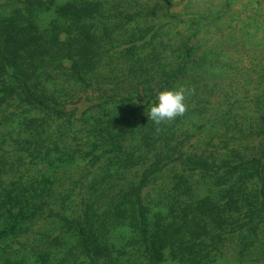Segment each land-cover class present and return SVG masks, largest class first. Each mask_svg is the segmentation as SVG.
Returning a JSON list of instances; mask_svg holds the SVG:
<instances>
[{"label": "trees", "instance_id": "obj_1", "mask_svg": "<svg viewBox=\"0 0 264 264\" xmlns=\"http://www.w3.org/2000/svg\"><path fill=\"white\" fill-rule=\"evenodd\" d=\"M171 2L8 0L0 5V264H161L169 259L207 264V254L189 249L207 247L199 243L208 236L200 234L206 218L219 228L227 226L238 245L228 264L264 263V247L253 240L264 217V119L249 131L247 144L224 140L225 153L213 148L211 139L189 152L183 149L185 141L197 137L202 108L216 93L208 85L212 75L192 58L191 36L173 44L170 30L164 34L163 27L136 24L147 16L182 24L191 5L180 14L172 12ZM39 13H51L47 24ZM196 20H189L190 27ZM122 44L131 45L116 56ZM200 65L210 63L204 59ZM93 85V103L81 113L68 111L67 104L80 101ZM179 87L185 89L187 112L161 124L158 132L144 112L159 91ZM223 99L232 115L231 107H242L247 97ZM251 100L248 104L264 116V93ZM223 126L221 137L230 128ZM236 126L232 132L240 136ZM84 160L89 170H97L89 180L82 177L85 169L77 178L68 170L66 177L58 176ZM170 165L181 172L171 189L159 187L157 199L172 204L168 213L156 216L152 229L150 206L158 200L146 203L144 193ZM197 173L223 177L226 184L208 191L199 204L186 197L184 207H174L180 202L171 196L179 187L190 195ZM168 216L191 228L172 230L168 239ZM116 230L121 232L115 235ZM246 235L251 239H243ZM211 239L215 246L219 236Z\"/></svg>", "mask_w": 264, "mask_h": 264}, {"label": "rangeland", "instance_id": "obj_2", "mask_svg": "<svg viewBox=\"0 0 264 264\" xmlns=\"http://www.w3.org/2000/svg\"><path fill=\"white\" fill-rule=\"evenodd\" d=\"M7 1L8 0H0V5L5 4ZM171 1L170 5H172V12L175 13L182 14L185 11V7L187 5H191L190 9L187 11V13H189L185 17L184 15L182 16L181 21L187 19L182 24L180 23L176 25L173 20L162 16L158 19L152 16H147L146 18L139 17L136 24L139 27L143 26L148 29L163 27L159 31H162L164 34L166 30H170L172 35H174V38L171 40L173 44L182 38L187 40V38L191 36L190 41L192 40L191 45L193 46L194 51L192 58L194 62L198 63L197 66L199 69L202 68L206 71V73L212 75L213 79L209 81L208 85L213 87L212 89H215L214 91L216 93L211 97L209 107L202 108L204 112H202V120H200L198 128L196 129V132L198 133L197 137H192L189 141H185L183 143L185 145L183 146V149L189 152L191 150V146L195 145V143L197 146L202 147V144L210 139L213 141L212 144L216 145V147L210 145V148H216L224 153L226 152L224 145L225 142H223L224 140L227 142H236L237 139H241L244 144H247L245 139L247 138V140H251L252 137L249 136V131H252L253 127L255 125H259L262 119H264L263 115H258V113L255 112V107H251V105H249L251 104L252 96L264 93V0H195V2L194 0L193 2L191 0ZM10 10L11 7L7 6L5 9L6 14ZM50 14H38L43 25L47 24L50 20ZM159 15L162 14L159 13ZM190 19H197L193 27H190ZM164 38H166V35ZM133 40L135 43H140L139 39ZM130 45L131 44L119 45L118 49L115 51V55L118 56L120 54L118 50L126 48ZM204 59L210 63L208 67H206V65H200V61ZM96 87L97 86L93 85L86 92L81 93L80 101L69 102L67 104V110L74 111L78 109L79 113H81L84 109L90 106L93 103V99L96 97ZM226 95L229 97L234 95L242 97L245 96L247 97V100H245L242 107H231V109H234L233 113L232 115H228L227 108L229 107H224L226 101L223 99ZM85 100H88V102ZM126 110L128 111L129 109ZM145 115L146 112H144V116ZM139 121L140 120L137 122ZM225 123L229 125L230 128L227 136L221 137L220 133L222 132H220V129ZM235 124L237 125L236 128H240V136L233 134L232 132V127L235 126ZM220 138L222 141L219 140ZM202 140L204 142H202ZM89 168L90 165L87 164L86 160L80 161L78 163V167L76 165L69 166L64 170H61L58 176L66 177L65 171L68 170L70 171L68 176L76 174L75 177L77 178V173L85 169L82 177L86 174V179L89 180L97 171L93 170L94 167L91 168V170H89ZM180 172V168L171 167V165L166 167L165 170L163 169L157 181L146 187L144 193L146 194V198H144V201L146 203L151 199H155L157 201V192L159 187H162L161 189L163 190H167L168 188L171 189L173 187L175 176L180 174ZM1 177L4 180L6 179L5 175H2ZM193 184L194 185H192V192L190 195H186V192L181 194L179 190L183 189L182 187H179L177 191L178 195L174 194L171 196L173 200L180 202L179 205L176 204L174 207H184L183 205L186 197H192L194 199L193 203L197 202V204H199V201H201L202 197L208 191H219L220 188L226 184V179L223 177L217 178L216 176L201 175V173H197L193 175ZM171 204L172 203L168 200V198L166 202H163V198H161L150 206V208H152V212L149 211L150 228L154 229L153 225H155L154 222L157 220L156 216L170 211L169 208L171 206L169 205ZM162 206L164 208L160 209ZM228 217L229 216L226 213V216L224 217L225 220L228 219ZM165 223L167 238L169 237L168 234H170L172 230L173 233H180L191 228L189 225L184 227L185 224L182 219L179 220L170 216L166 218ZM201 223L202 226H200V234L204 232V234H207L208 236L203 237V240L199 243L207 247H195L189 249L198 251V253L207 254L210 259L207 264H226L230 261V259H232L231 255L239 250L238 245H236V241L229 236V228L223 225L222 228H219L221 225H214V223L210 222L207 218L205 220H201ZM254 224L255 222L252 221V223L245 225L244 227L249 225L253 226ZM259 225L260 229L256 233H253L255 235L253 240L256 239V242L260 241L261 247L263 248V216H261ZM238 228L239 225L236 229L240 230ZM119 232H121V230H116L114 234L118 235ZM123 232L124 230L122 229V233ZM243 232L247 234V229H243ZM234 233L236 237H239L237 231H234ZM249 233H252V231ZM216 236H219V241L214 246L211 244V238L216 239ZM165 237L162 238L160 243L162 242L165 244ZM245 237L251 239L248 235L244 236L243 239ZM185 239L188 238L185 237ZM234 239L236 240L235 237ZM196 242L197 241L191 242V245L193 246V243L195 245ZM248 249L249 248H246L245 251L247 252ZM259 249L260 248L258 247L255 248V250ZM247 261L248 262H246V264H264L263 261L260 262L251 259H248ZM161 264L185 263L184 261L180 262L178 260L169 259Z\"/></svg>", "mask_w": 264, "mask_h": 264}, {"label": "clouds", "instance_id": "obj_3", "mask_svg": "<svg viewBox=\"0 0 264 264\" xmlns=\"http://www.w3.org/2000/svg\"><path fill=\"white\" fill-rule=\"evenodd\" d=\"M185 100V89L183 87L172 90L165 89L156 94L154 101L147 108L146 115L157 126L158 132L161 124H168L176 120L177 117H183L186 114L187 104ZM169 251V249L164 250L166 258Z\"/></svg>", "mask_w": 264, "mask_h": 264}]
</instances>
